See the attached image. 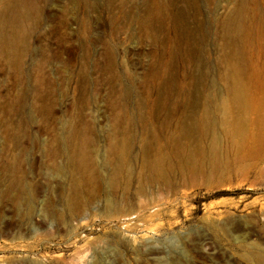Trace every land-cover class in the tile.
<instances>
[{
	"label": "rangeland",
	"instance_id": "374dc122",
	"mask_svg": "<svg viewBox=\"0 0 264 264\" xmlns=\"http://www.w3.org/2000/svg\"><path fill=\"white\" fill-rule=\"evenodd\" d=\"M157 1L41 2L19 67L1 59L0 264H264V0L242 40L223 29L241 0Z\"/></svg>",
	"mask_w": 264,
	"mask_h": 264
},
{
	"label": "bare ground",
	"instance_id": "6f19581e",
	"mask_svg": "<svg viewBox=\"0 0 264 264\" xmlns=\"http://www.w3.org/2000/svg\"><path fill=\"white\" fill-rule=\"evenodd\" d=\"M48 0H0V61L2 58H5L8 60L7 63L8 66L10 68H14L15 66L17 67L20 64V61H22L19 55V51H21L19 49V43H22L23 41L25 42L26 39V35L30 32V30L32 29L33 26L37 25L38 23L40 24V19L42 16V10H41V6L40 3L41 2H46ZM82 3H84L87 7L88 10L89 8H93V3L91 2V0H80ZM157 1V0H154ZM159 1H157L158 3ZM83 4V6H84ZM95 5V3H94ZM159 5V3L157 4V6ZM155 7V10H151L145 17L143 16L140 23L143 26V28H149V29H153L154 32L157 34V32L161 31L164 25L163 22V14L160 12V9H158V7ZM143 9V8H142ZM91 10V9H90ZM90 12V11H89ZM167 15V14H166ZM173 15L172 13L169 14V17ZM174 16V15H173ZM166 17V16H165ZM174 21V20H173ZM42 24V23H41ZM159 24V25H158ZM248 24H249V7L247 4L246 0H241L238 5L231 10L227 17L226 20L223 24V29L225 31V34L228 36H233L236 39L242 40L244 39L247 30H248ZM176 26V25H175ZM175 26L173 27H166L165 29L168 30V32L165 34H161L164 35L165 40L167 42L170 43V50L168 52V56L171 57V59L174 61L175 58L178 57L179 54V45L181 43H184L185 45H188V40H186L185 38H181L178 31L176 30ZM179 28V27H178ZM162 31V32H163ZM184 33H186L187 35L190 36L191 32L189 31V28H187V26L184 28ZM165 33V32H164ZM160 35V34H159ZM159 35L156 37L158 38ZM183 36V35H182ZM155 37V38H156ZM28 38V37H27ZM160 38V37H159ZM158 38V39H159ZM233 38V39H234ZM235 40V39H234ZM238 40V41H239ZM162 41V40H161ZM27 42V41H26ZM116 51V50H115ZM161 53V52H160ZM19 55V56H18ZM184 56V54H183ZM180 58V57H179ZM189 61V60H188ZM24 62V61H23ZM111 63L114 64V60L111 59ZM185 63V62H184ZM19 67V66H18ZM173 67V65H169V68L171 69ZM186 67V66H185ZM9 68V69H10ZM12 70V69H11ZM181 70V69H180ZM186 70V69H185ZM122 75V74H121ZM126 77V76H125ZM193 77V76H192ZM163 79V78H162ZM157 81V80H156ZM158 82V81H157ZM122 83V82H121ZM131 84V83H130ZM158 86V85H157ZM128 87V86H127ZM126 87V88H127ZM132 87V86H131ZM173 87V86H172ZM160 88V87H159ZM243 88V87H242ZM114 89V88H113ZM172 89V88H171ZM152 92V91H151ZM124 94V93H123ZM128 94V93H127ZM116 95V94H115ZM239 101L245 102L242 103L243 106L242 109H247L249 106V103L252 105H254V102L252 100V98H248L247 100L243 101L245 99V96L248 97V95L246 94L245 89H241L239 92ZM237 95V96H238ZM133 96V95H132ZM170 96V95H169ZM137 97V96H136ZM235 97V96H234ZM126 99V98H125ZM122 101V100H121ZM119 102V101H118ZM249 102V103H248ZM239 103V102H238ZM240 104V103H239ZM241 104V105H242ZM113 105V104H112ZM229 106L226 105L225 106V111L228 112V115H231V111L228 108ZM237 107V105H236ZM257 107V106H256ZM240 108V107H239ZM120 109V108H119ZM234 109V108H233ZM255 109V108H254ZM256 110V109H255ZM233 111V110H232ZM259 111V110H257ZM256 111V112H257ZM250 112V111H249ZM248 112V113H249ZM206 113V112H205ZM247 113V114H248ZM258 113V112H257ZM255 113V114H257ZM127 114V113H126ZM227 115V114H226ZM250 115V114H249ZM126 117V116H125ZM210 117V116H209ZM231 117V116H230ZM233 118V116L231 117V119ZM230 119V120H231ZM239 119V118H238ZM190 120V119H189ZM203 120V119H202ZM201 120V122H202ZM205 120V118H204ZM203 120V122H205ZM207 120V119H206ZM210 120H212L210 118ZM245 120V119H244ZM170 121V120H169ZM208 122V121H207ZM227 122V121H226ZM230 122V121H229ZM241 122V121H240ZM239 122V123H240ZM210 123V122H209ZM208 123V125H209ZM218 123V122H217ZM232 123V124H231ZM231 126H232V130L230 128L228 133H224L226 132L224 130L223 134H225L226 137H228L233 143L230 144V147L232 148L235 144H238L239 146H243L245 143L247 145V143L249 141H251V138L244 136V134H242V132L244 131H240V128L238 126V123H236L234 120H231ZM204 124V123H203ZM202 124V125H203ZM227 124V123H226ZM240 124H243L242 122ZM164 126V125H163ZM183 127V126H182ZM207 128V126H205ZM209 127H213V129L209 128ZM205 131L201 129V136L204 138L209 137L210 138V146H209V153H207L208 151H206V155L205 156H218V154H216V152L219 150H217L218 144H219V140L222 137L220 133H217V131L215 130L214 126H209ZM217 127V125H216ZM193 128V127H192ZM200 128V127H198ZM204 129V127H202ZM250 128V126H249ZM179 129V128H178ZM214 130V133L211 131ZM245 132V131H244ZM160 133V132H159ZM175 133V132H174ZM222 133V132H221ZM252 133V132H251ZM254 133V132H253ZM177 134V133H176ZM255 134V133H254ZM188 135V134H187ZM175 136L172 135L170 137L173 138ZM183 136V135H182ZM257 136V135H256ZM164 137V136H163ZM166 138V137H165ZM223 138V137H222ZM254 138V137H253ZM256 138V137H255ZM254 138V139H255ZM187 139V138H186ZM227 139V140H229ZM253 139V140H254ZM167 140V139H166ZM176 136L174 138V142H176ZM206 140V139H205ZM225 140V139H224ZM173 141V140H172ZM206 142V141H205ZM227 142V141H226ZM230 142V141H228ZM254 142V141H253ZM264 143V142H263ZM254 144V143H253ZM237 145V146H238ZM124 146V145H123ZM122 146V147H123ZM188 146V145H186ZM190 146V145H189ZM197 146V145H196ZM234 146V147H237ZM245 146V145H244ZM229 147V146H228ZM227 147V149H228ZM233 147V148H234ZM252 147V146H251ZM194 148V147H193ZM230 148V149H231ZM232 148V149H233ZM238 148V147H237ZM235 148V149H237ZM201 149V148H200ZM224 149V148H223ZM226 151L228 152V149ZM240 149V148H239ZM237 149L238 152H240V150ZM242 149V148H241ZM256 149V148H253ZM260 149V148H259ZM144 150V149H143ZM198 150V148H197ZM205 150V149H204ZM257 150V149H256ZM200 151V150H199ZM235 151V150H232ZM261 151V149L259 150V152ZM263 151V150H262ZM184 152V151H183ZM242 152H246V151H242ZM257 152V153H259ZM121 153V151H120ZM185 153L187 154V156H194V150L192 149V147H190V150H188L187 148L185 149ZM205 153V151H204ZM231 153V152H230ZM235 153V152H234ZM241 153V152H240ZM256 153V152H255ZM261 153V152H260ZM233 154V153H232ZM263 154V153H262ZM243 155V154H242ZM241 155V156H242ZM254 155V154H253ZM259 155V154H258ZM202 156V155H201ZM234 156V155H233ZM240 156V154H239ZM148 157V156H147ZM153 157V156H152ZM85 158V157H84ZM155 158V157H154ZM215 158V157H214ZM116 159V158H113ZM159 161H162V156L158 158ZM212 159V158H211ZM210 159V160H211ZM117 160V159H116ZM119 160V159H118ZM238 160V159H237ZM206 162V160H204ZM115 162V161H114ZM88 163V162H87ZM116 163V162H115ZM123 164H118L119 166H117V172L120 170L122 171L124 168H126V161L122 162ZM211 163V162H210ZM235 163V162H234ZM214 164V163H213ZM212 164V166H213ZM251 164V163H250ZM113 165V164H111ZM134 166V165H133ZM216 166V165H215ZM234 166V165H233ZM116 167V166H115ZM129 167V166H128ZM204 167V166H203ZM212 168V167H211ZM229 168V167H228ZM232 168V167H231ZM115 169V168H114ZM129 169V168H127ZM133 170V169H132ZM228 171V170H227ZM129 172V171H128ZM122 173V172H120ZM147 174V173H146ZM118 175H120L118 173ZM122 175V174H121ZM157 175V174H156ZM159 175V174H158ZM111 177V176H110ZM118 177V176H117ZM129 177V176H127ZM126 177V178H127ZM132 178V176H130ZM165 177V176H164ZM163 178V177H162ZM161 179V178H160ZM132 180V179H131ZM126 181V180H125ZM164 181V180H163ZM167 181V180H166ZM130 183V182H129ZM140 183V182H139ZM264 259V258H262ZM262 261V260H261Z\"/></svg>",
	"mask_w": 264,
	"mask_h": 264
}]
</instances>
